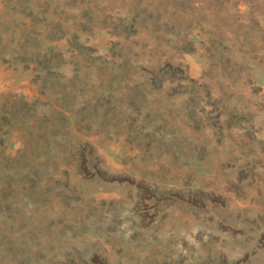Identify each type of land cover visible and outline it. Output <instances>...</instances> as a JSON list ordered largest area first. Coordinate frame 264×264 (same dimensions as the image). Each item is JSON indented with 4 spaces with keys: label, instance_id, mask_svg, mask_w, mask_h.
I'll return each instance as SVG.
<instances>
[{
    "label": "rangeland",
    "instance_id": "1",
    "mask_svg": "<svg viewBox=\"0 0 264 264\" xmlns=\"http://www.w3.org/2000/svg\"><path fill=\"white\" fill-rule=\"evenodd\" d=\"M0 264H264V0H0Z\"/></svg>",
    "mask_w": 264,
    "mask_h": 264
}]
</instances>
